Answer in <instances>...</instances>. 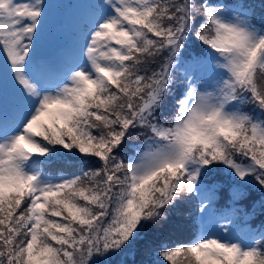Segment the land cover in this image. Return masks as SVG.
Segmentation results:
<instances>
[{
    "label": "snow or ice",
    "instance_id": "obj_1",
    "mask_svg": "<svg viewBox=\"0 0 264 264\" xmlns=\"http://www.w3.org/2000/svg\"><path fill=\"white\" fill-rule=\"evenodd\" d=\"M78 3L0 0V264H123L181 204L151 264H264V0Z\"/></svg>",
    "mask_w": 264,
    "mask_h": 264
},
{
    "label": "trees",
    "instance_id": "obj_2",
    "mask_svg": "<svg viewBox=\"0 0 264 264\" xmlns=\"http://www.w3.org/2000/svg\"><path fill=\"white\" fill-rule=\"evenodd\" d=\"M78 2L81 0H45V3H48L51 21L54 24L62 23V37L66 39L70 38L74 30L75 14L87 7L86 4ZM254 2L259 4L260 0ZM48 168L57 174L61 171L67 174L73 170L67 168L63 161H56ZM253 200H259L258 193L252 192L249 198L241 203L250 206ZM195 215L193 206L181 204L180 207L169 212L168 220L149 225L141 239L135 241L126 253L114 259L123 264H151L160 245L186 242L190 238L191 232L196 228ZM262 219L264 218L257 211V214L248 221V225L253 229L259 228Z\"/></svg>",
    "mask_w": 264,
    "mask_h": 264
}]
</instances>
